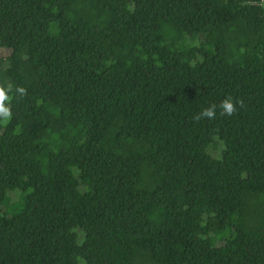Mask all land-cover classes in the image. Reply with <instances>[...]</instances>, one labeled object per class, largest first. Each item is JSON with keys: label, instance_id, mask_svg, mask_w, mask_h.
<instances>
[{"label": "trees", "instance_id": "16d2710c", "mask_svg": "<svg viewBox=\"0 0 264 264\" xmlns=\"http://www.w3.org/2000/svg\"><path fill=\"white\" fill-rule=\"evenodd\" d=\"M1 52L0 264H264V0H0Z\"/></svg>", "mask_w": 264, "mask_h": 264}, {"label": "clouds", "instance_id": "9594fccd", "mask_svg": "<svg viewBox=\"0 0 264 264\" xmlns=\"http://www.w3.org/2000/svg\"><path fill=\"white\" fill-rule=\"evenodd\" d=\"M13 91V85L9 83L7 87L0 86V121L7 122L12 117V112L9 105V102L12 97H10L9 93ZM15 93L19 94L21 98H23L27 89L24 87L17 86L15 88ZM242 101L237 99L235 103L231 97H226L224 100L220 102L219 105L212 104L209 107L202 109L201 112L193 117L194 121H200L201 119H215L216 118V109L219 107L221 116L231 117L236 111L238 106H242Z\"/></svg>", "mask_w": 264, "mask_h": 264}, {"label": "rangeland", "instance_id": "374dc122", "mask_svg": "<svg viewBox=\"0 0 264 264\" xmlns=\"http://www.w3.org/2000/svg\"><path fill=\"white\" fill-rule=\"evenodd\" d=\"M0 55L1 56H5L7 54L5 52H1ZM221 149H222L221 147H215V148H211L209 152H210L211 156L217 158L219 156L220 152H221ZM11 196H12L13 199H15V195L14 194H11Z\"/></svg>", "mask_w": 264, "mask_h": 264}]
</instances>
